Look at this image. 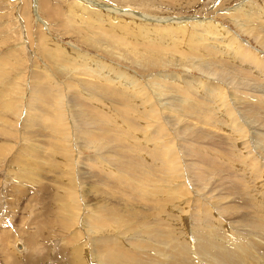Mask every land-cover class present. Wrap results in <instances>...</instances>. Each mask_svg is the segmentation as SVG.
<instances>
[{"label": "rangeland", "instance_id": "obj_1", "mask_svg": "<svg viewBox=\"0 0 264 264\" xmlns=\"http://www.w3.org/2000/svg\"><path fill=\"white\" fill-rule=\"evenodd\" d=\"M37 1H39V4H37ZM172 1L173 2H170L169 0H94V2L98 4L102 3L106 5H104L105 9L102 8L99 10L96 9V7H91L84 0H45V9H43L42 7L41 0H0V93L4 94L2 99L4 103L0 102V117H3L2 119L0 118V246H2L0 247V264H58L57 260L60 259L58 258L59 255L62 258L66 257L65 253L69 254L70 249L72 250V255L70 254L72 257L69 260H72V264H82L84 262H82L81 259L76 256L77 253L74 254L76 252H74V250H76V245L79 244L76 243L75 245L74 239L76 237L75 234H80V246L81 244L86 243L84 245L89 247L88 243L91 241V236H94V232L90 229V226L86 222V220H93L94 218V214L90 208L94 207L93 204L96 203L97 200L95 199L96 196L92 193V191L95 190L90 188V183H88V187L85 182L81 184V182L83 181L75 180V172H70V174L63 171V169L66 168L67 164L71 165L72 167L75 165L83 166L84 164H88L81 163L86 161L87 158L90 159L91 157L93 158L95 156V158H97V160L100 161L106 168H109L110 163L109 160L104 156L105 150H100V152L99 149L94 148V146H89L88 144H85L84 146V143H80L75 139L76 134L81 132V128L79 129L78 126H84L85 128L86 125L83 121V117H80V120L82 119V121L78 122V119L75 117L74 114L75 111L71 110L73 109L71 104V99L74 98L73 93H77V96L81 100V103L83 102L82 109L85 106L86 109H92L91 111L96 110V113L95 111L89 112L90 114L92 113L91 115L95 113L94 116L96 117L94 118L95 120H98L99 124L101 125L100 128L98 125V128L99 130H103V132L102 130H100V133L104 138H102L101 136L102 139L100 140H104L105 142H110L111 144L116 145L118 151H120L121 153L113 155L112 157L114 158V156H120V158H122V156H124L123 159L126 160L127 165H130L131 167H136V178L132 177L129 179V177H127L125 180L129 179V182L139 183L138 185L144 188L141 190V188L139 187L138 189L131 190L130 188L125 186L123 190L121 189L122 187L118 189V184L116 183H114L116 184L115 187L114 184L109 185V187L104 185L100 186V191H98L97 193L99 196L98 200H100V197L102 196L106 198L107 195V198L102 202L104 204H108L110 206L112 205L113 207L115 206V208H117L116 214L105 215L101 218V223L98 222V225L100 227H103L104 229L107 228V230H110L115 237L117 236L115 239L126 240V237L133 235V233L137 231V228L131 227L132 231H130V234L127 233L126 235L122 236L121 231L124 230V226H121V224L116 220L115 216L125 215L127 211V206L132 207L137 203L138 207L148 208L145 209L147 211H150V213H147L148 215L152 214L151 216H153L154 212L155 215H157V213L165 215V212L170 211L171 213L180 214V216H185L187 224L188 220L191 219L192 213H194V211L196 210H199V213H202V209L204 206H207L208 209H211L212 211L218 213V211L215 210L216 208L214 207L212 201L215 199H221L222 202L226 204L228 200L226 197L230 195V192H234L233 195L230 196H234L236 201H239L236 202V211L233 212L232 215L230 214L232 216V219L227 216L228 218L223 217V222H219L221 224V228L218 229L219 234L217 235V240L221 239L219 241H226L230 243H226L227 246H233L236 240L235 238H233V234L238 232L241 234L244 233L246 236H249L246 232L249 230L250 227L245 225L248 222L246 221V219H251V214H253L255 211H257L258 213L257 215H260V211L258 209L260 207V203H258L256 199V192L258 191V187L254 185L259 186V183L262 185L264 178L263 181L260 179L258 182L256 181L257 179H252L253 176H251L248 170V172L242 173V171H240L238 168H232L233 166L231 167L228 165V167H231L230 169L227 167L226 162H221V166H215L214 169L216 168L215 171L220 172L223 177L221 175L220 179L219 176L218 178H214L212 177L214 175H211L212 173L210 174L211 176H208V172L206 173L205 171L204 177L208 180L205 179L206 181L202 182V186L201 183L200 185H197L196 183H194L195 181H192V178L190 179L189 177L191 176V170L188 166H186L187 162L184 163V161H181L182 163L180 162L178 164V172H176V170L175 172H172L170 169H167L165 167H153L154 160L152 161V159H150L149 155L146 152H142V149L133 148L130 143L134 142L132 140H135V134H137L140 140L143 139L142 135H139V130L133 131L137 130L133 125L134 123H139L141 126H144L145 131L149 127L145 123H143L144 120L148 121L149 118H139V115L136 114L137 111L141 108H145V110H147L146 107L148 108V106H150V101L141 102L142 99L138 96L140 94L145 93L146 97L148 93L149 96L151 94V96L154 98L152 99L154 103L160 107L167 106L168 104H171L170 102H176L177 104L181 105L182 102L180 100L183 99L186 101L187 104L189 103L188 105L192 104V110L201 113V117L208 115L211 116L212 119L213 117H215L214 120H218L217 116L227 118L230 114L232 118L242 124L243 132L246 133H244L243 135H245V137L247 135L246 139L249 140V142H247L249 143L250 148L248 147L246 151L253 150L251 151V154H256L257 156L261 154L264 155V112L254 114L248 106L242 105V103L238 102V104H235L233 106L229 102L226 95L228 94V91H232L239 94L241 97H245L246 99H257L256 96H258L260 99L264 100V76L258 75L257 73L248 75L241 72L236 73L231 70H215L211 64L207 63V61H202L200 57L196 56L197 54H191V41L189 40H191L190 38H193L195 36L191 34H195V32L197 31L192 25V23L190 25L188 24L185 29L177 32L178 35H176L175 39L172 41L173 43H171V45H165L167 46V48H164L165 46L161 42L154 39L151 40L153 42L156 41V45L150 44L149 46H147L141 45V43L138 44V42L144 41L146 37L144 38L142 36L139 38L140 35H134L135 33H133L132 30H134L138 26L137 32H140L141 25L149 26L150 31L152 30L151 27H159L161 29L169 28V26L171 27L172 24H170V22L168 23L163 21V23L159 21L161 19L163 20L169 18H181L180 21L187 22H193L196 19H212L214 22L219 23L221 28L226 29L229 34L238 35L241 40L243 39V43L257 50L259 53H264V45L259 43L255 39V36L247 34V32L245 31H242L243 28L246 27V23H243L245 22V18L243 17V19H241L239 17L236 19L237 15L233 14V8L237 5H242V3L244 4V2H249L247 4L248 6L246 5L245 9L244 7L242 9V11L247 12L250 8H252V6H264V0H253V2H251L252 0H242L243 2H241V0ZM50 4L52 6V9L54 10V18H51V14L50 16H48L47 9L51 7ZM117 9L118 12L115 13L114 11H116ZM126 9L132 10L133 13L129 12L128 14H123V10L126 11ZM55 12H58L56 17ZM130 14H134V16H131ZM228 15H231L232 17H229ZM111 17L116 20L125 21L124 25H119V28V22H114V20H111ZM196 17H198L199 19ZM233 17L235 18L233 19ZM146 18H153L155 20H158L159 22L147 21L145 20ZM183 18L186 19L183 20ZM241 20H243L242 25L238 24V22L241 23ZM39 23L41 27L40 25H38ZM110 26H113V28H110ZM241 26L242 28H240ZM247 26L249 25L247 24ZM252 27V29H255L254 26ZM118 31L120 33H118ZM252 31L256 32V30ZM221 32L223 31L221 30ZM229 34L226 33L223 35L216 33L215 38L217 39L214 38V34H209L205 35L206 38H208L209 36V39L203 38V40L207 43H210L211 45L213 44V46L214 44L218 45L217 42L220 41L219 45L214 46V48H224V46H222L224 45L223 43L227 45L229 40L234 41L233 36ZM245 41H247V43ZM221 42L222 44H220ZM135 43H137L138 46H136ZM171 46L173 48H171ZM186 47H188V49ZM57 50L61 52H58ZM204 50L201 51L203 55L206 56ZM231 52L232 46L227 47L224 55L229 54ZM208 57L210 59L211 54H208ZM84 63H86V65ZM162 75H164V78L167 79L163 80L164 78L162 77ZM102 77H105L108 80L113 78L119 81H127L129 82L128 86L131 88V91L132 89H134L135 91L139 90L140 94L138 93L136 97L133 96L131 97L132 99L130 98L129 100L130 104H133L136 100L135 104L132 105L133 107L130 105L132 113H127L125 111L127 108L129 109V107H126L128 101L125 100L126 92H122L120 96H118V99L112 97L108 100L102 96L103 94L101 92H95L93 91V89H90L92 91L87 90V88L85 87L86 83H88V85L91 83L93 88L97 82H103L105 78ZM181 78L183 79V81L181 82L182 84H185L186 80H188L187 83H189L190 85L191 81H195V85H191L192 88L188 87V89L192 93L189 94L190 96L182 94L184 93L183 91H181L182 93H176L172 90L171 84H177L176 81L181 80ZM196 80L204 83L210 80H218V82L220 81L221 83L220 88L223 87V89H216L217 93L220 92L219 95H213V93L208 90L212 93H210V96H208L206 90V98L205 96L200 98L201 90L203 89V87H200L201 89L195 92L198 86ZM34 86L37 87L35 88ZM39 88H44L46 90L48 89L49 91L43 89L47 92L44 94V91H40L42 89ZM224 88V94L226 97L223 94ZM37 89L39 90L36 92L35 90ZM233 89L236 91H234ZM74 90H76L77 92ZM50 91L53 94L58 92L56 94L58 96L59 94H61L59 96V99H61L63 106L65 105L67 106V108L60 107L57 103L59 101L58 97L54 95L56 98H53V94H51ZM246 92H248L249 95L246 94ZM88 93L90 94V96L95 97L93 98V100L95 99L94 104L88 98H84L88 95ZM62 94L64 96H62ZM96 97H99L103 101L97 99ZM120 97L123 98V100ZM134 98L136 99L134 100ZM52 99H56V101L54 100L55 103H53L54 101ZM5 102L7 105H4ZM136 104H138V106ZM30 105H33V107L36 105V110H39V108H43L44 111L49 112L47 115L42 114V116L44 117L42 118V121L44 123V126H42V133L44 132L46 134H42V136L44 135L45 139L42 138L41 135L40 137L46 141H43V143L41 144V149L43 150L42 152L40 151L41 156L37 157H34V155H36L35 151H29L30 146H32V142H30L26 136L24 138V134L22 131L24 130L22 123L24 116H26V114L28 113V115H31L30 110L33 107H31ZM113 105H116V108ZM89 106L92 108H90ZM10 107L11 109H9ZM124 108L125 110H122ZM86 109H84V111ZM228 110L229 112L231 110L232 111L228 113ZM70 112L72 114L71 116ZM156 112L159 111L156 110ZM37 113L39 114V112ZM99 113H101V115ZM145 113L146 112H144V114ZM96 114L100 115L101 117L97 116ZM133 117L135 119H133ZM138 118L142 122L139 121ZM188 121L194 123V125L198 126L199 128L202 126V129L208 132L210 131V133H214L216 135L221 134L222 136L226 137L228 134L223 131L221 132V130H217L216 127L197 122L196 120ZM114 122L117 123L115 124ZM67 123L70 124L68 125ZM127 123L129 124L128 126ZM86 128H90V125L86 126ZM153 129L154 131L170 134L168 137L165 138H168L167 145L164 146V151L166 152L170 149V144L174 141V139H172V136L178 135V130L174 125L170 126V128H163L160 125H157L154 126ZM96 131L98 130L96 129ZM47 134L49 136H47ZM116 134H118V136ZM130 138L133 139L130 141ZM63 139H66V141L64 142ZM259 139H261L263 142ZM215 140L218 141V136H216ZM221 140L222 141H218L216 143L217 147L219 146L218 148L221 149L220 151L224 152L225 150H229V141L225 138ZM178 143L180 144V142ZM141 144L145 146V140H142ZM221 147L223 148V150ZM66 149L68 150V152ZM135 150L139 151L137 152ZM185 151L186 148L181 146L180 151H178L179 153H181L178 155H184ZM190 152L196 154V151L194 149L190 150ZM100 153H102V155ZM129 153L130 155H128ZM136 154H140L139 156L145 157L147 159V164L146 162H140V160L138 159L139 156L137 157ZM186 154H188V157L190 158V155L189 153H187V151ZM135 157L137 158V160H135ZM129 159H131V161H129ZM29 160H31L32 163ZM133 161L135 163H132L131 165L130 163ZM73 162H75V164ZM263 162L264 160L262 159V164L264 166ZM25 163H27V165ZM224 163L226 164L224 165ZM133 164L135 166H133ZM195 168H193L194 171L199 170V168L200 170L208 169L207 165L205 164H203V166L196 165ZM84 176H86V179L84 181H87L89 178H93L85 174ZM120 177L121 174L117 178ZM208 177H212V179L210 178L211 181ZM249 177L252 178L249 179ZM230 178L232 179L230 180ZM243 179L246 182H244ZM92 180L93 184L94 180L96 179ZM137 180L139 182H137ZM70 181H72L73 183ZM107 181L114 182L115 179L109 176V179ZM141 181H143V183H141ZM237 182L240 185L237 184ZM249 182L251 183V185ZM244 184L245 186H241ZM127 185L129 186L128 182ZM236 185H239L240 188ZM130 186L135 185L133 184ZM87 187L89 190L87 189ZM104 187L109 189V192H103L105 190ZM152 188H154L155 191ZM237 188L238 190L241 189V192L236 190ZM151 189L153 191H151ZM242 189H245V192ZM254 190H256V192ZM144 193H146V195ZM251 193L255 197H253ZM248 196H252L251 200H248ZM146 198L147 200H145ZM71 199L73 202H70ZM75 200L80 204L78 203V205ZM254 200L256 201V203L253 204ZM146 201L147 203H149L147 204ZM89 204L91 207L89 206ZM76 205H78L79 208ZM150 205L154 209V212L153 209L150 208ZM252 205L255 206L253 207ZM179 207L180 210L178 211ZM246 210L249 212H247ZM181 211H183V213ZM163 215L161 216L164 217ZM153 217H151V219L155 220V217ZM105 220L107 221V223ZM151 224L155 225V223H150V226ZM173 226L176 227L174 231L177 230L178 226L182 227L183 229L178 227V230L180 229L183 232L185 231L182 237H184L186 234L187 237L185 236L184 238L190 241L191 244H196L197 234L193 226H190L191 228L185 227L184 224L179 220L171 226L172 228L170 227L171 230L173 229ZM163 227H165L164 220ZM244 228L246 229L244 230ZM14 229H17L19 233L13 231ZM135 236L139 237V235ZM246 236L245 238L248 239ZM254 236V238L261 241L262 249H264V240L258 235ZM18 240L22 241L25 245V249L23 251H18V249L16 248L15 244ZM133 241L138 242V240ZM56 242L58 243V245H56ZM137 242L131 243L132 245H126L122 243L119 244L125 249H127V246H130V250L132 252H139V254H141L142 246ZM242 242L246 243L245 241ZM136 244L138 245V247ZM131 246L133 247L131 248ZM157 257L163 258L162 255H158ZM201 257L203 258V260ZM197 259L199 261L204 262L203 256H200L199 258L197 257ZM62 261L64 260L62 259ZM85 263L88 264L89 262L86 261ZM200 264L202 263L200 262Z\"/></svg>", "mask_w": 264, "mask_h": 264}, {"label": "bare ground", "instance_id": "obj_2", "mask_svg": "<svg viewBox=\"0 0 264 264\" xmlns=\"http://www.w3.org/2000/svg\"><path fill=\"white\" fill-rule=\"evenodd\" d=\"M41 1H42V7H43V9H45L46 8L45 0H41ZM84 1L86 3H88L91 7H96V9H99V10L102 9V8L105 9V6H106L105 4H102V3H100V4L96 3V2H94V0H84ZM89 1H91V2H89ZM169 1L170 2H173L172 0H169ZM249 1H251V0H249ZM37 2H38L37 4H39V1H37ZM241 2H243V1L241 0ZM251 2H253V0ZM248 3L249 2H244V4L242 3V5H237L234 8L231 7V8L234 9L233 14L234 15H237V17L235 16L236 19L239 18V17L241 19H243V17H244L245 18L244 19L245 22H243V23L244 24L246 23L245 25H246L247 28L244 27L243 30L242 29L241 30L243 32L244 31L247 32V34H250V35L255 36V39L259 43H261L262 45H264V6L256 5V6H252V8H250L249 10L247 9L248 10L247 12L242 11L243 7L245 9V6ZM50 6H51V4H50ZM57 8H60V7H57ZM54 9H55V7H54ZM47 10H48V16H50V14H51V18H54V10L52 9V6L49 9H47ZM58 10H60V9H58ZM55 11H56V9H55ZM96 11H98V10H96ZM114 12L117 13L118 12V9L116 11H114ZM129 12L133 13V11L132 10H129V9H126V11L123 10V14H128ZM57 13L55 12V17L57 16ZM60 14H59V16H60ZM230 14H232V13H230ZM130 15L131 16H134V14H130ZM62 16H64V15H62ZM235 17H233V19ZM196 18H198V17H196ZM185 19L183 18V20H185ZM111 20H114V22H119L118 27H119V25H121V24L124 25V23H125V21L116 20V19H113V18ZM145 20H147V21H156V22L158 21V20H155L153 18H146ZM180 20H181V18H173V19H170L169 18V19H163V20L161 19V20H159L160 22H163V21L164 22H168V23L170 22V24H172L171 27L169 26V28H164V29H161L159 27L158 28L157 27H151L152 30L150 31V27L149 26L141 25L140 32L139 31L137 32L138 26L134 30H132V32L135 33L134 35H140L139 38L142 37V36L144 38L146 37L144 41L138 42V44L141 43V45H147V46H149L150 44L156 45L155 44L156 41L153 42L151 40V39H154V40H157V41L161 42L165 46V45H171V43H173L172 41L175 39L176 35H178L177 32L185 29L188 26V24L190 25L192 23V25L195 27V29L197 31L195 32V34L194 33L191 34V35H195V36L193 38H190L191 40H189V41H191V45H190L191 54H194V55L197 54L196 56L200 57V59H202V61L203 60L207 61V63L211 64L215 70H231V71H234L236 73L241 72V73L248 74V75H252V74L257 73L258 75H263L264 76V57H263L264 53H259L257 50H255V49L251 48L250 46H248L247 44L243 43L242 42L243 39L241 40L240 37H238V35L229 34L226 29L221 28L220 25H219V23L214 22L212 19H210V20H207V19H199V20H197L196 19L193 22L180 21ZM242 21L243 20H241V23L238 22V24L242 25ZM111 22H113V21H111ZM247 24L249 26H247ZM38 25H40V23ZM240 25H238V26H240ZM252 26H254L255 29H252L253 28ZM40 27H41V25H40ZM111 27L113 28V26H110V28ZM219 28H221V29H219ZM240 28H242V26ZM105 29H109V28H105ZM217 29L220 32H218ZM251 29L254 30V31L256 30V32H253ZM221 30L223 32H221ZM118 33H120V32L118 31ZM216 33L217 34H223V35L227 33L229 35H232L234 41L229 40L227 45L225 43H223L224 45H222V46H224V48H220V47L214 48V46H216L217 44L216 45L214 44V46H213V44L211 45L210 43H207V42H205L203 40V38H206L205 35H209V34H214V38H215ZM217 37H218V35H217ZM210 38H211V36H210ZM206 39H209V36ZM215 39H217V38H215ZM124 40H125V38H124ZM178 40H179V38H178ZM219 42L220 41L217 42L218 45H219ZM245 42L247 43V41H245ZM135 44H136V46H138L137 43H135ZM220 44H222V42ZM229 45L232 46V52L229 53V54H225L224 55L225 50L227 49V47H230ZM195 46H196V50H195ZM188 47H189V45H188ZM188 47H186V48L188 49ZM164 48H167V46H165ZM171 48H173V47L171 46ZM204 49H206V50H204ZM44 50H45V48H44ZM201 50H204V53H206V56L203 55V53H202ZM57 51L58 52H61L59 50H57ZM193 51H194V53H193ZM208 54H211V58H210L211 60L209 59ZM67 61H68V59H67ZM67 63H69V62H67ZM84 64L86 65V63H84ZM98 64H101V63H98ZM85 65H83V66H85ZM76 66H77V64H76ZM91 74H92V71H91ZM164 75H162L163 78H164ZM92 76H94V75H92ZM105 77H102V78H105ZM96 79H97V77H96ZM165 79H167V78H164L163 80H165ZM100 81H102V80H100ZM182 81H183L182 78H181V80H177L176 81L177 84H175L177 86L171 84L172 90L175 91L176 93H182L181 91H183L184 93H182V94H186V95L190 96L189 94H192V93L188 89V87L189 88L190 87L192 88L191 85H195V81H193V82L191 81L190 82L191 85L189 83H187L188 80H186L185 84H182L181 83ZM196 82H197L198 86H197V88H196L197 90L195 92L199 91L201 89L200 87H203V89L201 90V94H200L201 97L200 98H202L204 96L206 98V93H205L206 90H207L206 92L208 93V96H210V93L211 92L213 93V95L214 94H218L219 95L220 92L217 93V90L216 89H221V90L223 89V87L220 88L221 83H220V81L218 82V80L217 81L216 80H210V81H208L206 83L196 80ZM97 83L94 85L93 88H92V84L91 83H90L91 85L90 84L88 85V83H86L85 84V87L87 88V90L93 89V91H95V92H101L103 94L102 96L104 98L108 99V100L110 98H112V97H115V98L118 99L119 98L118 96H120V94L122 92H126L125 100L126 101L128 100L127 101V104H126V107H129V109L127 108L125 110V108H124L122 110H125L127 113H130L131 112L132 109H130V108H131L132 105L135 104V102H136L135 99L136 98H134L135 102L133 104H130V101L129 100L133 96L136 97L138 95V93L140 94L139 90L138 91H135L134 89H132V91H131L130 90L131 88L128 86V83L129 82L124 81V80L119 81V80L113 79V78L112 79H109V80L107 78H105L102 83L101 82H99L98 84ZM39 89H42V88H39ZM39 89H37L35 91L37 92ZM43 89L40 90V91L46 90V89H44V90ZM58 90H59V88H58ZM76 90H77V88H76ZM76 90H74V91H76ZM208 90L211 91V92H209ZM46 91H49V90L47 89ZM46 91H44L43 93L44 94L47 93ZM90 91H92V90H90ZM90 91H88V92H90ZM140 91H141V89H140ZM224 91H225V88L223 90V94H224ZM234 91H236V90H234ZM70 92H71V90H70ZM231 92L232 91H230V92L228 91V94H226V95H227V98H228L229 102L233 106L235 104L242 103V105L248 106L249 109L254 114L255 113L256 114H259V112L260 113L264 112V100L263 99H260L258 96H256L257 99H253V98L246 99L245 97H241L239 94H237L235 92H232V93ZM50 93L53 94L51 91H50ZM57 93L53 94L52 97L54 98L55 97L54 95H56ZM141 93H142V91H141ZM246 94H248V92H246ZM3 95H4L3 93H0V102H2V103H4L3 100H2L3 99ZM60 95L61 94H59V96ZM56 96L58 97V99L60 98L58 95H56ZM62 96H64V95L62 94ZM73 96H74V98L71 99V104H72V108L73 109H71V110H74L75 111V113H74L75 114V117L78 119V122L82 121V119L80 120V117H83V121H84L85 125L86 126L90 125V128H86V126L84 128L83 125H82L83 127H81L79 125L78 128L79 129L81 128L80 129L81 132L76 134L75 139L78 142H80V143H84L83 144L84 146H85V144H88L89 146H94V148L99 149V151L100 150L101 151L102 150H105V152H104L105 155L104 156L109 160V163L111 165V166L109 165V168H106L100 161L97 160V158H95L96 157L95 156L93 158L91 157L90 159L87 158L86 161L83 160L84 162L81 163V164H83V163H88V164H84L83 166L82 165L81 166L75 165L73 167L71 165H68L67 164L68 166L66 165V168L63 169V171H65L67 173H70V172L73 173V172H75V175H74L75 178L74 179L77 180V181H83V182H81V184L85 182L88 185V183H90V185H91L90 188H92L93 190H95V191H92V193L97 197V198L95 197V199H97V200H96V203L93 204L94 207L90 208L92 210L93 214H94V216H93L94 218H93V220H86V222L90 226V229L94 232V236H91V241L89 242V240H88V242H89L88 243V246L89 247H87V246L84 245L86 243L81 244V246H80V242H79V235L80 234H75L76 235V237L74 239L75 245H76V243H79V244L76 245V248H75L76 250H74V249L73 250H74V252L76 251L74 254L77 253L76 256L79 259H81L82 262L84 261L83 263L81 262L82 264H86L85 263L86 261H88L91 264H200V262L202 264H207V263H209V264H264V249H262V243H261L260 240L254 238L255 237L254 235H258L260 238H262L264 240V184H263L264 183V181H263V178H264V171H263L264 170V166L262 164V159L264 160V155L261 154V155H258L257 156L256 154L255 155L251 154V151H253V150L246 151L247 148L249 147V143H248L249 140L246 139L247 135H246V137H245V135H243L245 132H243V126H242V124H240L239 122H237V120H235L234 118H232L230 116V114L228 115L227 118H223V117L217 116V119L220 120V121L214 120L215 117H213V119H212V117L211 116H208V115L201 117L202 116L201 113H198L197 111L192 110L193 109L192 104L191 105H188L189 103L187 104L186 101L183 100V99L180 100L182 102L181 105L177 104L176 102H170L171 104H168L167 106H164V107H160V106H157L154 103V101L152 100L154 98L151 96V94L149 96V94L147 93V96L146 97H145V93L138 95L142 99L141 102L142 101L143 102H148V101L151 102L150 103V106H148V108L146 107L147 110H145V108L144 109L141 108L140 110L137 111V113L135 112L136 114L139 115V118H143V117L149 118L148 121H145L144 120V122H143V123H145L149 127L145 131L144 130V128H145L144 126H141L139 123H134V124L132 123L135 126V128L137 129V130H133V131H138L139 130V135L141 134L142 135V138H143V139L142 138L141 139L142 140H145V142H146V145L145 146L143 144H141V141L142 140H140L138 138L137 134H135L136 136L134 135L135 136L134 139L136 141L135 140H132L133 138H130V141L132 140L134 142L130 143V141H129L130 145L133 148H135V149H142L141 150L142 152H146L149 155L150 159H152V161L154 160V164H153L154 166L153 167H157V166H159L161 168L165 167L167 169H170L172 172H175V170H176V172H178L177 171L178 170V164L181 161L182 162L184 161V163L187 162V165L186 166H188L190 168V170H191L190 171L191 176H189V175L188 176L190 177V179L192 178V181H195L194 183H196L197 185H200V183H201V186L203 184L202 182L208 180L207 178L204 177V174H205L204 172L205 171H206V173L208 172V176L212 173L211 175H214L212 177H214V178L217 177L218 178V176H219V179L221 178L220 176L222 174L220 172H218V171H215L216 168L214 169L215 166H221V162H226L227 164L224 163V165L226 164L227 167L229 165L231 167L233 166L232 168H234V167L236 169L238 168L240 171H242V173L249 171L250 174H251V176H253V178L251 177L252 179H257L256 181H258V182H259L260 179L263 181V183L261 182L262 185L260 183H259V186L258 185H254V186H257L258 187L257 188V190H258L257 192H256V190H254L257 194L255 192L254 193L256 194L257 202L260 203L259 204L260 207L258 206L259 207L258 209L260 211V215H257L258 214L257 211H255V212L253 211L254 213L252 212L253 214H251L252 215V218L251 219H246V221H248V222L247 223L245 222L246 223L245 225L248 226V227H250L249 230L246 232L249 236H246L244 233L243 234L238 233V232H237L238 234L237 233H235V234L232 233L233 236H234L233 238H235L236 240H235L233 246H227V244H230V243H228L226 241H219L221 239L217 240V235L219 234L218 233V229L221 228V224L219 222L223 220V217L224 218H228V217L231 218L232 217L231 216L232 213L236 211L235 210V208L237 207V203L236 202H239V201H236V199H235L234 196H230V195H233L234 192H230V195L228 197H226L228 199L227 202H226V204H224L221 199L220 200L215 199V200L212 201L214 207L216 208V209L215 208L214 209L217 210L218 213L212 211L211 209H208L207 206H204L203 209H202V213H199V210H196V211H194V213H192L191 219L188 218L190 220H188L187 224H186V221L187 220H186L185 216H180V214H174V213H171L170 211L169 212H165V215L159 214V213H157V215H155L154 209L150 205V208L153 209V212H154L153 213V216L155 217V220L153 219L154 220V222H153V220L151 219V217H153V216H151L152 214L151 215H148V213H147V212L150 213L149 210L148 211L146 210L148 208L145 207L146 208L145 209L144 207H138L137 206V203H136V205H134L132 207L131 206H127V211H126V214L125 215H116L115 216L116 220L121 224V226H124V230L121 231V235L122 236L126 235L127 233L130 234V231H132L131 230L132 229L131 227L137 228V231H135L133 233V235H131L129 237H126L127 238L126 240H120V239H115L117 236L115 237L114 234H112V232L110 230H107V228L104 229L103 227H100L98 225V222L101 223L100 220L105 215H109V214L114 215V214L117 213V210H116L117 208H115V206L113 207L112 205L110 206V205L104 204L102 202L103 200H105L107 198V195H106V198H104L102 196L103 198L100 197L101 199L98 200L99 196H98L97 193H98V191H100V186L104 185V186H108L109 187V185H113L114 183H116V184H118L117 185L118 189L122 187L121 189H123V190H124V187L125 186H127L131 190L138 189L139 187L141 188V190L144 189V188L142 186L138 185L139 183H136V182L132 183V182H129L128 181L130 178H132V177L134 178L135 176H137L136 167H131L130 165H127V162H126V160L123 159L124 156H122V155H121L122 158H120V156L119 157L114 156V158L112 157L113 155H116V154L120 153V151H118L116 145H113L110 142H105L104 140L103 141L100 140V139H102L104 137L100 133V130H102V129L99 130V128H100L101 125L99 124L98 120H95V118H94V117H96V116H94L95 113H96V110H94V108H93V110L95 111V113L93 115H91L92 113L90 114V112H94V111H91L92 109L89 110V108L86 109L85 106L82 109V103L83 102L81 103V100L77 96V93H73ZM224 96H225V94H224ZM84 98H88L89 100L92 101L93 104L95 102V99L93 100V98H95V97L90 96L89 93ZM96 98L99 99V100H101V101H103L99 97H96ZM219 98H220V96H219ZM46 99H48V98H46ZM121 99L123 100V98H121ZM54 100L56 101V99H54ZM224 100H225V98H224ZM55 101L53 103H55ZM204 101H205V99H204ZM57 103L59 104L60 107L67 108V106H65V105L63 106L61 99H59V101ZM131 103H132V101H131ZM4 105H7L6 102H5ZM136 105L138 106V104H136ZM145 106H146V104H145ZM13 107H14V105H13ZM31 107H33V105ZM41 107H42V105H41ZM36 108H37V106L35 105L31 109L32 111L30 110L31 115H28L29 113L27 112L28 114H26V116H24V119H23V122H22L23 123L24 130L21 129L23 131L24 138L26 136L28 138V140L30 142H32L31 143L32 146H30L29 151L30 152H34V151L36 152V155H34V157L35 156L36 157L37 156H41L40 154L43 151L41 149V144L43 143V141L45 142L46 140H44L45 138H44V135L42 136V134H46V133H44V132L42 133V129H43L42 126H44V123L42 121V118H44V117L42 116V114L47 115L49 113L48 111H44L43 108L42 109L39 108V110H36ZM90 108H92V107H90ZM134 108H136V107H134ZM230 108H232V107H230ZM9 109H11V107ZM9 109H7V110H9ZM84 109H86V110L84 111ZM136 109H138V108H136ZM194 109H195V107H194ZM27 110H29V109H27ZM117 110H119V109H117ZM156 110H158L159 112H156ZM5 111H6V109H5ZM36 111L39 112V114ZM200 111H201V109H200ZM144 112H146V113L144 114ZM230 112L228 110V113H230ZM99 114L101 115V113H99ZM71 115L72 114L70 112V116ZM96 115L99 116V117H101L98 114H96ZM123 116H124V114H123ZM102 117H105V116H102ZM115 118H116V116H115ZM71 119H72V117H71ZM133 119H135V118L133 117ZM143 119H145V118H143ZM188 120H191V121L196 120L197 122H201L203 124L216 127L217 130H221V132L223 131L226 134L227 133L228 134L225 137V136H222L220 133H219L220 135H216L214 133H210V131L208 132V131L202 129V126L199 128L198 126H195L194 123L189 122ZM115 121H117V120H115ZM139 121H141V120L139 119ZM75 122H77V121H75ZM247 122H249V121H247ZM114 123L116 124L117 122H114ZM98 125H99V128H98ZM128 125L129 124L127 123V126ZM157 125H160L163 128H170V126H173L174 125L176 127V129L178 130V135L172 136V139H174V141L170 144V149L167 150L166 152L164 151V146L167 145L168 138L167 139H165V138L168 137L170 134L169 133H161L159 131H154L153 128H154V126H157ZM94 127H95V130H94ZM117 127H118V125H117ZM135 128H133V129H135ZM96 129L98 131H96ZM110 129H111V127H110ZM133 131H131V132H133ZM102 132H103V130H102ZM40 135L44 139H42L40 137ZM116 135L118 136V134H116ZM47 136H49V135L47 134ZM101 136H102V138H101ZM129 136H131V135H129ZM216 136H218V141H222L221 139H223V138H225V139H227L229 141V143H230V145H228L229 146V150H227V151L225 150L224 152H221L220 151L221 149L218 148L219 146L217 147V144H216L218 142V141L215 140L216 139ZM63 140H64V142L66 141V139H63ZM120 140H118V141H120ZM205 140H207V141H205ZM259 140H261V139H259ZM257 141H258V139H257ZM114 142H116V141H114ZM121 142H123V141H121ZM178 142H180V144ZM118 143H120V142H118ZM181 146H183V147L186 148V151H187V153H189L190 158L188 157V154H186V151H185V154L184 155H181V156L178 155V154L181 153V152L180 153L178 152V151H180ZM192 149H194L196 151V154H193V152H190V150H192ZM222 150H223V148H222ZM135 151H137V150H135ZM30 152H28V153H30ZM67 152H68V150H67ZM202 152H203V154H202ZM102 153H100V154L102 155ZM128 155H130V153ZM139 155H137V157ZM108 156H110V157H108ZM23 157H24V155H23ZM111 157H112V159H111ZM144 158L145 157H143V156L142 157L141 156L138 157V159L140 160V162H142V163H145L146 162V164H147V159L146 158L144 159ZM178 158H180V159H178ZM135 160H137L136 157H135ZM29 161L31 162V160H29ZM29 161H27V162H29ZM129 161H131V159H129ZM140 162H138V163H140ZM73 163L75 164V162H73ZM132 163H135V162L133 161L130 164L132 165ZM25 164L27 165V163H25ZM203 164L207 165V168H208L207 170H204V169L203 170L202 169L200 170V168H199V170L194 171L193 168H195L196 165L197 166H203ZM29 165H32V164H29ZM33 165H34V163H33ZM36 165H38V164H36ZM148 165H149V163H148ZM133 166H135V165L133 164ZM33 167H35V166H33ZM231 167H228V168L231 169ZM201 168H204V167H201ZM91 169H93V170H91ZM29 170H31V169H29ZM140 171H142V170H140ZM84 174L85 175H88L90 177H93V178H89L87 181H84L86 179V176H84ZM120 174H121V177L120 178H117V177H119ZM109 176H111L112 178H114L115 181L114 182H111V181H113V180H111L110 182H108L107 180L109 179ZM127 177H129V179L128 180H125ZM212 177H210V178L212 179ZM222 177H223V175H222ZM210 178H209V180L211 181ZM251 178L249 177V179H251ZM92 179H96V180H94V183L93 184H92V181H93ZM231 179L232 178H230V180ZM181 180H182V178H181ZM221 180H223V179H221ZM77 181H75V182H77ZM126 181L128 182L129 186L127 185V182ZM132 181H134V180H132ZM143 181H141V183H143ZM243 181L246 182L244 179H243ZM70 182H72V181H70ZM137 182H139V181L137 180ZM239 182H241V181H239ZM258 182H255V183H258ZM216 183H219V182H216ZM116 184H114V187H115ZM133 184L135 186H130V185H133ZM237 184H239V183L237 182ZM232 185H233V183H232ZM239 185H236V186H239ZM250 185H251V183H250ZM241 186H245V184L244 185H241ZM88 187H89V185H88ZM88 187H87V189H88ZM154 188H152V189L154 190ZM239 188H240V186H239ZM152 189H151V191H153ZM253 189H255V188H253ZM236 190H238V188ZM106 191L109 192V189L105 188V190L103 192H106ZM238 191L241 192V189L238 190ZM243 191L245 192V189ZM115 192H116V190H115ZM123 192H125V191H123ZM246 192H248V191H246ZM146 193H144V194L146 195ZM110 194H111V192H110ZM241 195H243V194H241ZM111 196H113V195H111ZM252 196H253V194H252ZM248 197H246V198H248ZM251 197H249L248 200H251ZM253 197H255V196H253ZM150 198H152V197H150ZM240 199H241V197H240ZM145 200H147V198ZM242 200H244V199H242ZM248 200H247V202H248ZM68 201H70V200H68ZM70 202H73L72 199H71ZM75 202H77V201L75 200ZM149 202H150V199H149ZM78 203L79 202H77V204ZM146 203H147V201H146ZM254 203H256L255 200H254L253 204ZM78 205H76V206L78 207ZM85 205H87V204H85ZM177 205H176V207H177ZM76 206H74V207H76ZM89 206H90V204H89ZM74 207H73V209H74ZM78 208H77V210H78ZM256 208H257V206H256ZM241 209H243V208H241ZM179 210H180V207L178 208V211ZM162 212H163V209H162ZM181 212L183 213V211H181ZM247 212H249V211H247ZM239 214H240V212H239ZM161 215H163L164 217H162ZM241 215H243V214H241ZM257 216H259V217H257ZM162 219L165 222V227H163V220ZM178 220L180 222H182L185 227H190V226H193L194 227V230L196 231V234H197L196 235L197 236V242L195 241L196 244L194 243V245H193V244L190 243V241H188L187 239H185L184 237L186 236V234H185L184 237H182L184 235V232L185 231L183 232L180 229L178 230V227L179 228H182V227L178 226L177 227V230L174 231V229H176V227L173 226V229L171 230V228H172L171 226L174 225L175 222L178 221ZM105 221H103V222H105ZM106 223H107V221H106ZM150 223H153V224L155 223V225H152L151 224V226H150ZM7 229H8V227H7ZM245 229L246 228H244V230ZM224 230H226V229H224ZM13 231L19 233L17 231V229H14ZM186 232H187V230H186ZM2 233H4V232H2ZM228 233H229V231H228ZM16 235H18V234H16ZM135 235H139V237H136ZM245 236L248 239H246ZM226 238H227V236H226ZM133 240H138V242L137 241H133ZM176 240H178V241H176ZM242 241H245L246 243H244ZM136 242L138 244H141V246H142V250H141L142 253L140 252L141 254H139V252H132L130 250V246H127V249H125V248H123L119 244V243H122V244H126V245L127 244L132 245L131 243H136ZM17 243H21L22 244V248L21 249H18V251H23L25 249L24 243L22 241L18 240L16 242V244H15L16 246H17ZM56 245H58V243ZM68 246H70V245H68ZM0 247H2V246H0ZM72 247H73V245H72ZM132 247L133 246H131V248ZM137 247H138V245H137ZM145 252H146V254H145ZM59 254H60V252H59ZM70 254L72 255V250L71 249H70L69 254L68 253H65L66 257L62 258L60 255L58 257L60 259H58L56 257L58 259V260L56 259L57 262H58V264H70V261H71V264H72L73 263L72 260H69L72 257ZM158 255H162L163 258L157 257ZM200 256H203L204 257V262L199 261L197 259V257L199 258ZM62 259L64 261H62ZM202 260H203V258H202Z\"/></svg>", "mask_w": 264, "mask_h": 264}, {"label": "water", "instance_id": "obj_3", "mask_svg": "<svg viewBox=\"0 0 264 264\" xmlns=\"http://www.w3.org/2000/svg\"><path fill=\"white\" fill-rule=\"evenodd\" d=\"M16 248H17V249H21V248H22V244H21V243H17Z\"/></svg>", "mask_w": 264, "mask_h": 264}]
</instances>
